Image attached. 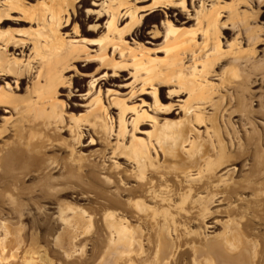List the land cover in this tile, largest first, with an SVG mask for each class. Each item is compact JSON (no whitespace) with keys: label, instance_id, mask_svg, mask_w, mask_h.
<instances>
[{"label":"bare ground","instance_id":"6f19581e","mask_svg":"<svg viewBox=\"0 0 264 264\" xmlns=\"http://www.w3.org/2000/svg\"><path fill=\"white\" fill-rule=\"evenodd\" d=\"M208 1V6L202 0L193 11L195 31L194 28L189 32L178 30L168 23L161 48L165 54L156 73L163 77H152L150 81L145 78V83L143 81L134 91L142 93L145 84L148 85L147 79L151 82L149 86L155 81L154 86L158 83L166 88L162 98H177L173 100L176 102L174 112H169L174 106L172 100L162 108L179 118L164 120L158 125L154 119L155 122H151L153 134L147 139L144 137L146 140L134 138L132 133L127 136V142L124 138L141 121L153 116H148L146 109L137 111L126 106L112 91L113 96L108 90L102 96L96 92L87 102L82 119L69 116L68 104L58 100V96H75L70 95L72 90L58 95L59 89L71 82L74 84L77 78L73 75L67 79L64 75L71 71L73 63L95 64L96 74L99 69L110 71L118 65L119 60L114 59L118 63L113 60L115 50L125 52L122 53L125 59L120 60L125 68L138 65V61H134L138 55L133 59V52L139 53L137 60L143 58L142 45L135 53L136 48H130V44L116 37L121 32L116 30V23L132 18L135 12L125 6L124 0H117L108 16L107 32L115 37L101 40L92 53L82 41H67L59 34V26L66 27L68 19L63 20L61 12L54 8L46 10V16L38 14L41 29L27 42L0 32V204L10 206L8 210L20 218L19 196L30 195L32 184L37 182L38 190L50 192L56 187L65 189L69 185L67 180L73 179L93 190L96 205L92 204L96 207L89 212L93 220L96 219L98 235L95 237L100 238L96 244L113 264H196L201 258L205 260L203 264H253L254 261L257 264L258 260H264V243H257L260 247L255 243L256 239L264 237V47L257 49L264 45V36H261L263 26L254 21L257 17L264 19V0ZM23 14L28 16L26 10ZM223 31L231 34L230 40L220 37ZM145 58L144 67L150 61ZM135 68L128 75L134 72L139 75V68ZM106 73L102 76L108 78ZM135 76L133 80L137 79ZM95 80L90 79L87 90ZM22 85L24 94H16L22 90ZM154 86L149 88L153 99L157 95L154 90L158 88ZM180 97H185L184 101L178 100ZM114 107L117 114L112 119L107 111L116 109ZM127 112L132 116L126 118ZM80 122L86 123V127ZM127 126L131 127L128 134ZM63 129L69 131L68 140L59 136ZM88 129L91 131L89 143L95 141L94 134L104 144L96 160L75 150ZM110 136L114 143H108ZM54 146L66 149V154L58 160L46 155ZM121 148L128 159V168L113 161L118 151L121 154ZM107 151L109 156L105 155ZM85 167H89L88 178L82 179ZM54 170L58 173L55 178L52 177ZM30 172L36 174L37 179L30 185L32 189L29 186L30 190H24L21 186L24 179L30 180ZM131 179L134 184H127ZM30 200L34 205L33 198ZM222 204L225 207L217 209ZM41 208L45 211V207ZM61 208L57 215L65 217L63 222H84L80 212H72L70 216L67 207L66 210ZM214 213L215 216L226 214L227 219L210 220L205 225ZM252 217L255 221L258 219L262 227L255 224ZM216 228L219 231L213 235ZM60 232L55 244L67 252L74 236L73 228L65 223ZM8 233L6 231L3 241L0 240V264H37L33 257L37 253L33 249L11 251L13 238Z\"/></svg>","mask_w":264,"mask_h":264},{"label":"rangeland","instance_id":"374dc122","mask_svg":"<svg viewBox=\"0 0 264 264\" xmlns=\"http://www.w3.org/2000/svg\"><path fill=\"white\" fill-rule=\"evenodd\" d=\"M124 1L126 2L125 6L127 8H133L135 10V12L132 15V18H130V19L129 18L128 19L123 18L121 21H118L116 23V26H117L116 30L117 31L121 30V32L119 31L121 35L116 34V37L118 38V40H122L121 42L124 41V42H127L128 45L130 44L131 45V46L129 45L130 48H132V47L136 48L137 50H135V53H136V51H139L138 50V49H140L139 45H142V48H144L143 49L144 54L142 55V57H143L142 59H144V60H142V59L137 60V57L139 58L140 55H139V53L134 54V52H133V59H135L134 56L138 55V56H136V59L134 60V61H138V65H135L136 68L135 67H133V68L132 67H129V68L126 67L125 68L124 66H123L124 67L123 68L121 66V61L124 58L123 54H125V52H121L118 49V52L119 53L121 52V54H118L117 50H115L116 53H115V55L113 54V60L114 59L117 61L119 60V63L114 60L116 63H118V65L116 67H118L119 69H117L116 67L111 68L110 71H107V70L101 71L99 69L98 72L95 71L96 72V74H95L94 69L97 65H95V64H89V65L87 64L86 65L85 61L73 63L72 64L73 68L71 69V71H69L68 73H65L64 75H65V77H67V79L70 76L72 77L73 75L77 78L75 79V77H74V79H75L74 84H72L73 82H71L69 84V86L62 87L63 89L62 88L59 89L60 94H58V95H66L67 91L72 90V92H71L72 94H70V95H75V96H69L70 98L69 97L64 98L63 96H58V100H62L66 104H68V105H66V107H67L66 113L69 116H72L73 119H77V118L82 119V117H84L83 116L84 113H86L87 108H88L87 102L94 97L96 92L100 93L102 96V95L106 94L107 90H108V93L110 91H112L114 93V97H117L120 100L123 99V102L125 103V105L129 106L133 110L135 109L137 111H140V110L142 111V110L146 109L148 116H153V117L147 118V119H144V121H141L140 122L141 124H138L136 126V128L134 129L136 131H134L132 129V132H130L129 130H131V127L127 126L126 131L128 130L130 132L128 134V131H127L128 135H126V138H124V141L126 140L125 142H127V136L129 138L131 136V133L133 134L134 138L136 137L137 139H141V140H143L145 138L147 139V136L149 134H151L153 129H154L153 128L154 124H152V123L155 121H156L155 123L158 125V123L161 124L164 120L175 121L179 118V116H175L172 113H168L167 110H166V112H164L165 109L162 108L164 106L166 107L167 105H170L171 100H172L171 105H174V106L169 110V112L171 110L175 109L174 107H176L175 106L176 102H173V100L177 101L176 100L177 98H173V97L171 99L162 98L166 92V88L161 87L160 85H158V83H157V86H154L156 84L155 81H153L152 86H149L151 82L149 83L148 80L150 81L152 77H157L158 79L163 77V76L161 77V75H159V74H158L159 76L156 75V73L159 70V65H161V63L163 61L164 54H165L164 50L161 49L162 45H163V42H162L163 41V34H164L163 31H164L165 27H167L168 23H171L170 26L171 25L175 26L174 27L175 29H178V30L180 29V30H184V31H188V30L191 31L194 28L193 30L195 31V29H196L195 28V21H194L195 17H194L193 11L196 10L197 6H199V4H200L199 2H201L202 0L201 1L200 0H182L183 2L181 0L180 1H178V0H124ZM177 1L179 2L178 4H177ZM203 1H204V5L208 6L209 1L208 0H203ZM220 1L226 2L228 0H220ZM116 4H117V0H0V32L5 33V34L8 33V35L11 34V36H13L14 38H17V39H21V38L26 39L24 41L27 42L28 39H31V37H33L37 33V30L39 28L41 29L42 22H40L38 20L41 17V15L46 16L48 14L47 13L48 10L51 8H54V9H57L61 12L60 15L62 16L61 18H63V20L68 19V25L66 27L62 28V26H59V28H58L59 34H61L64 37V39L67 41L70 40V41H73L75 43L76 42L79 43L80 41H82L83 42L82 44H84L88 48V50L90 49L88 52L92 53L91 51H93V50L96 51V49L98 47V43L100 42L99 44H101V40H103V41L105 39L109 40L110 38H113V36L115 37V35L110 34L109 31L107 32V24H108V16H109L111 10L115 8ZM181 6H182L183 10L181 9ZM170 7H172V8H170ZM244 8L245 7H242V9H244ZM24 10L27 11L28 16H24V14H23ZM46 10H47V12H45ZM118 12H120V11H118ZM38 14L40 17L38 16ZM131 21H132V23H131ZM254 21H256V22L259 21V24L261 23V26H263L261 36H264V19H260L259 17H257ZM128 22L130 23V26H129ZM122 33H123V35H122ZM196 34H197V32H196ZM220 37H223L224 39L230 40L231 34L223 31L222 34L220 35ZM195 38H196V41H198L197 37H195ZM224 39L221 40L222 43H224ZM116 42H117V39H116ZM263 47H264V45H262V47H258L257 49L261 50V48H263ZM146 49H147V51H146ZM107 50H109V48H107ZM10 53H13V50ZM14 53L18 54L17 51H14ZM117 54H118V56H117ZM120 55H121V57H119ZM144 55H145V57H148V59H150V61L153 60L152 62L149 61L151 66H150L149 62H147L149 67H148V65L144 67V65H146V63H144V62H146L145 60L147 59L144 57ZM141 63H143V64H141ZM119 64L122 68L119 66ZM122 65H124V64H122ZM138 66H140V67H138ZM141 67H143L142 71H140ZM134 68L135 69L139 68L138 69L139 75H137L135 72H134V74H131L132 76L128 75V73H130L131 69L133 71H135ZM112 69H114V70L112 71ZM138 70H136V71H138ZM74 71H75V73H74ZM104 72H107L106 75L109 76L108 78H105L102 76V74ZM76 73H77V75H76ZM111 74H113V75H111ZM110 75H111V77H110ZM134 75H136L135 76L137 78L136 80H133ZM99 76H102V77L98 78ZM137 76H139V77H137ZM91 78H93V79L95 78L96 80L93 83L91 89L87 90L90 88V86L88 88L87 83H89ZM145 78H149V79L148 80L146 79V83H148V85L145 84L146 87L144 86V91L142 92L143 94L141 92H140V94L138 92L135 94V92H136L135 90L138 87H140L141 84H143V81L145 83ZM101 79H103V80H101ZM140 80H141V82H140ZM10 82H12V80H10ZM27 86H28L27 84H26V86L24 84V87H27ZM153 86L156 88L158 87L156 90H154L155 95L156 94L158 95V96L156 95V97L154 95L156 100L158 99L157 101H155V98L153 99V97H150L153 95L151 94L152 92H151V89H149V88H152ZM24 87L22 85V87H21L22 90L16 91V94H20V95L24 94V92H23ZM105 90H106V92H105ZM146 90H147V92H146ZM131 91L132 92L135 91V92L132 93ZM112 92L109 93V94H111L110 96H113ZM146 93H149V94L146 95ZM109 94H108V96H109ZM131 95H132V97H131ZM184 98L185 97H180V98H178V100L184 101ZM140 100H141V103H140ZM142 101H143V103H142ZM155 104H156V106H155ZM158 106H159V108H158ZM114 108H116V107H114ZM107 112L109 113L108 116L110 115L109 117L116 118L117 108L116 109L109 108V110ZM173 112H174V110H173ZM175 112H178V110ZM131 114L132 113L127 112L125 114L126 118L132 116ZM149 114H151V115H149ZM154 119H155V121H154ZM80 124L81 125L84 124L82 127H86L85 126L86 123L80 122ZM200 130H202V129L200 128ZM133 131H134V133H133ZM68 132L69 131L67 129H63V132L62 133L60 132V134H59L60 138L61 139L64 138L63 140H65V139L68 140L69 139V136H68L69 133ZM146 133H147V135H146ZM143 134H145L146 136ZM148 137H150V136H148ZM88 138L89 139L91 138V131L89 132V129L86 130V135H84L80 138V144L75 146V150L77 151L78 154H80L82 156H92V160H96L98 158V157H96V155L100 154L103 151L104 144L102 141H98L94 134L92 136V139H94L95 141H92V143L90 142L91 145L88 142L89 141ZM3 139H5V138H3ZM108 143H114V140L111 136L108 139ZM53 148L50 149L51 151H49V149H48L46 151V155L56 158L55 160H58L60 157H63L64 154H66L65 148L55 147L56 150ZM106 153L107 154H105V155H108V151ZM118 155H119V151H118V154H116V157L114 156V158H113V161L115 159L114 163L115 164L120 163V167H124L126 165V168H128L127 167L128 164L126 163V162H128V159L126 156H124L122 148H121V154L119 156ZM117 157H119L121 159H119ZM88 168L89 167L84 168V171L82 172L83 177H81L82 179L88 178V174H87ZM55 171L56 170H54V173H52V177H54V178L58 176V173H55ZM30 177H31L30 180H29V178L28 179L26 178L27 180L26 179L23 180V184L21 187L24 190H26V188H28V190H30V187L32 186L33 189L31 187L32 190H30V191L33 192V190H34V192L36 191V193H38L40 189L38 190L39 187H38V184H36L37 182L35 183L36 187L34 186L35 184H32L34 181H36L37 175L36 174L32 175V172H30ZM86 179H85V182H86ZM71 180H72V182H71ZM71 180H67V181H69V182H67L69 185H66L67 187L65 186V189H63L64 187H62L61 189H63V190H61L60 187L59 188L56 187V188L50 190V192L40 190L41 194L38 193V195L36 193L33 195L34 192L33 193L31 192L30 193V195L32 194L31 197L29 194H28L29 196L27 194L26 195L22 194L21 197L19 196V200H20V202H22L21 214L19 216L20 218L13 215L10 212V209L8 210V208L10 206H7L6 204H0V207H1L0 208V215L3 213L0 216V240L4 239L5 232L8 231L9 232L8 234H10L9 236L13 238V240L10 241L11 247H13V248H11V251L16 250L17 252H20L22 250H27V249L32 250L33 249L37 253V254L33 255V257L36 258V259L34 258V260L37 264H40V263L41 264H50V263L51 264H75V262H76V264H100V263L101 264H113L112 262H110V260H108L107 253L105 254L104 250L100 251L98 249L99 245H97V244H99L100 238H99V236L97 238L95 237L98 235L97 231L95 230V229H97L96 223H95L96 219L93 220V217L91 215L92 213L89 212V210L93 212L92 209L96 207V206L94 207V205L92 204V203H94V204L96 203V202H94L95 198L93 196V192H92L93 190L86 187V186L83 187V185L80 186L81 184L79 182L75 183V182H73V179H71ZM132 181L133 180L131 179L130 182L127 184H134V182H132ZM78 183H79V185H78ZM23 192H26V191H23ZM48 194L50 197L48 196ZM55 194H57V195H55ZM38 196H40V197H38ZM45 196H47L48 198L46 199ZM31 198H33V200L35 202L34 205H33V201L30 200ZM83 198H85V199H83ZM45 199L47 202L45 201ZM28 200H30L31 202H29ZM35 200H37V202H38L37 204H36ZM61 201H63V202H61ZM64 201L66 203H64ZM23 202H25V203L23 204ZM69 204H71V205H69ZM26 205H29V206H26ZM72 205H73V207H72ZM37 206H39V207H37ZM41 206L45 207V211H44V208H41ZM63 206L67 207V210H68L67 215L70 214V216H71L72 212L73 213L76 211L80 212L82 214L81 216H82V219L84 222H81V223L80 222L77 223L76 221H69L68 222L67 220H66L67 222L66 221L63 222L62 219H64L65 217H59L57 215V213L60 212V210H58V209H60ZM65 207L61 208V210L62 209L66 210ZM84 207L86 208V210L82 209ZM90 207H92V208H90ZM222 207L224 208L225 205L222 204L221 206H218V208L217 207L216 208L220 209ZM26 208L29 211L25 210ZM38 208L39 209L41 208L43 211L40 210V212L41 211L42 212L41 213L38 212L37 211ZM214 208L215 207H213V209ZM5 212H7L8 214ZM49 212L51 213V215ZM87 213L88 214L90 213L89 215H91V216H88ZM10 214H12V215H10ZM47 214H49V215H47ZM215 214L216 213H214L212 215L213 218H210L211 216L209 217V220L207 221V223H205V225L208 224L210 222V220L214 221L217 219L216 221H218L220 219L219 221L221 222V221H224L225 219H227L225 217L226 214L222 213L221 215H219L220 214L219 213L216 216H215ZM56 215H57V217H56ZM48 219H50V221H48ZM253 219H255V218L252 217V221L256 222L255 224H257V223L259 224V221L257 218H256L257 219L256 221ZM34 222L36 223V225ZM62 222H63V224H62ZM220 222H218V223H220ZM58 223H60V224H58ZM65 223H67L68 226H71L73 228V232H74V236L71 239L70 248L67 252H65V250L61 249V247L59 245L55 244L60 239L58 237V235L61 233L60 231L62 230ZM259 225H261V224H259ZM261 227H262V225H261ZM262 230H264V227H262ZM210 231H212V230H210ZM218 231H219V228H216V230H214V232H213V235H215V233H217ZM261 232H263V231H261ZM92 233H93V235H91ZM95 233H96V235H94ZM88 236L92 237V238H89ZM133 237H134V235H133ZM17 238H18L19 242H18ZM262 238L264 239V237H259L258 239H256L257 241L254 240V241H256L255 242L256 247L259 246L260 244L264 243V240ZM94 239H95V241H94ZM132 239H134V238H132ZM132 239H130V240L134 241ZM170 239H173V237L172 238L170 237ZM24 241H26V242L24 243ZM257 243H259V245H257ZM80 247L82 248V250L80 249ZM92 247H94V248H92ZM96 247H97V249H95ZM58 251L59 252L62 251V252L59 253ZM257 252H258V250H257ZM62 253L67 257L62 255ZM99 253L100 254L103 253V255L102 254L100 255ZM104 254L106 255V257ZM68 255L70 258H68ZM98 255H99V257H98ZM78 258L79 259L81 258L80 259L81 261L78 260ZM202 260H204V259L201 258V260H199L200 262H196V264L197 263L199 264L201 262H202L201 264H203ZM255 262L256 261H254L253 264H255ZM204 263H205V260H204ZM262 263L264 264V260L261 259V262H259V260H258L257 264H262ZM4 264H7V263H4ZM206 264H208V263H206Z\"/></svg>","mask_w":264,"mask_h":264}]
</instances>
